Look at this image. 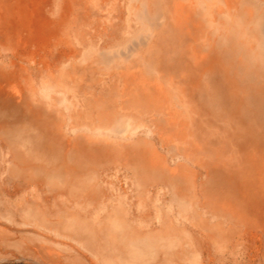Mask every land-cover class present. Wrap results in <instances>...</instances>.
I'll list each match as a JSON object with an SVG mask.
<instances>
[{
    "label": "rangeland",
    "instance_id": "1",
    "mask_svg": "<svg viewBox=\"0 0 264 264\" xmlns=\"http://www.w3.org/2000/svg\"><path fill=\"white\" fill-rule=\"evenodd\" d=\"M0 264H264V0H0Z\"/></svg>",
    "mask_w": 264,
    "mask_h": 264
}]
</instances>
